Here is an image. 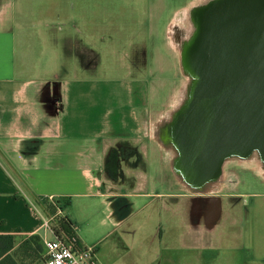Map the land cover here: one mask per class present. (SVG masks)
I'll use <instances>...</instances> for the list:
<instances>
[{"label":"crops","instance_id":"crops-1","mask_svg":"<svg viewBox=\"0 0 264 264\" xmlns=\"http://www.w3.org/2000/svg\"><path fill=\"white\" fill-rule=\"evenodd\" d=\"M102 7L0 0V237L43 244L56 204L98 264L110 250L135 264H264V224L245 241L220 225L222 200L184 209L158 190L167 181L150 142L146 57L131 50L145 37L123 35L128 18Z\"/></svg>","mask_w":264,"mask_h":264},{"label":"water","instance_id":"water-1","mask_svg":"<svg viewBox=\"0 0 264 264\" xmlns=\"http://www.w3.org/2000/svg\"><path fill=\"white\" fill-rule=\"evenodd\" d=\"M183 63L193 80L172 124L176 168L201 187L225 158H264V0H218L200 9Z\"/></svg>","mask_w":264,"mask_h":264},{"label":"rangeland","instance_id":"rangeland-1","mask_svg":"<svg viewBox=\"0 0 264 264\" xmlns=\"http://www.w3.org/2000/svg\"><path fill=\"white\" fill-rule=\"evenodd\" d=\"M102 2L104 15H118L119 19L128 18L124 22L128 21L125 28L130 30L122 31L123 35L128 38H131L129 35L132 34L145 37L144 47L135 44L131 50L137 59L141 58L143 52L146 57L145 65H140L148 71L147 78L152 96L150 142L157 150L155 156L161 160V176L167 181L165 185L157 186L158 190H174L178 206L184 209L200 207V204L204 207V195L210 196L208 201H213L214 204L222 200L226 213L220 225L234 223L235 228L242 231L243 239L251 240L252 231L259 224H264V158L259 153H253L247 160L227 158L221 167L220 176L201 187L188 184L176 168L177 165L175 166L177 153L171 143V127L175 115L186 103L193 80L184 66L183 55L197 30L198 12L202 7L196 8L192 4L193 0ZM116 6L118 8L114 11ZM136 31L139 33H133ZM148 37L150 40L147 41ZM212 207L217 210L216 205ZM233 208L237 209L236 214H233ZM149 230L143 234L142 241L145 244L151 241L147 238V235H150ZM179 231V225L174 224V241ZM11 238L13 247L1 260L11 257L16 264L41 263L43 246L37 235ZM105 260L104 264H135L129 261L130 257L125 256L123 250H110Z\"/></svg>","mask_w":264,"mask_h":264},{"label":"built area","instance_id":"built-area-1","mask_svg":"<svg viewBox=\"0 0 264 264\" xmlns=\"http://www.w3.org/2000/svg\"><path fill=\"white\" fill-rule=\"evenodd\" d=\"M60 214L56 207L52 218L43 222L52 238L43 241L41 264H98L93 247L80 246L72 232L62 231Z\"/></svg>","mask_w":264,"mask_h":264},{"label":"trees","instance_id":"trees-1","mask_svg":"<svg viewBox=\"0 0 264 264\" xmlns=\"http://www.w3.org/2000/svg\"><path fill=\"white\" fill-rule=\"evenodd\" d=\"M55 206H53L54 210L56 211V204H53ZM54 212V211H53ZM61 225L64 229V232H66L67 234H70L72 232L73 229V224L71 223V221L67 218H63L61 220ZM38 237V236H37ZM11 236L8 237H0V264H16L11 257H5L3 260L2 257L13 247V243L11 241ZM43 246V244H42ZM34 252V251H33ZM43 255V252H42ZM40 261L42 260V256L40 257Z\"/></svg>","mask_w":264,"mask_h":264},{"label":"flooded vegetation","instance_id":"flooded-vegetation-1","mask_svg":"<svg viewBox=\"0 0 264 264\" xmlns=\"http://www.w3.org/2000/svg\"><path fill=\"white\" fill-rule=\"evenodd\" d=\"M215 1H218V0H193V3L192 4H194L195 6H196V8L197 7H204V6H208V5H210L211 3H214ZM196 3V4H195ZM199 10V9H198ZM194 21V20H193ZM194 27H195V25H194ZM171 143L173 144V148H175V150H176V153H177V159H176V164H175V166L178 164V159H179V153H178V150L176 149V147H175V145H174V143H173V132H172V127H171ZM253 153H256V152H251L250 154H248L246 157H240V156H237V155H233V156H230V157H228V158H234V157H236V158H241V160H247L248 159V157L250 156V155H252ZM227 158H225L224 159V161H223V163L225 162V160H226ZM223 163H222V165H223ZM222 165H221V167H222ZM218 176H220V174L218 175ZM217 176V177H218ZM183 177V176H182ZM216 177V178H217ZM215 178V179H216ZM212 181V180H211Z\"/></svg>","mask_w":264,"mask_h":264},{"label":"bare ground","instance_id":"bare-ground-1","mask_svg":"<svg viewBox=\"0 0 264 264\" xmlns=\"http://www.w3.org/2000/svg\"><path fill=\"white\" fill-rule=\"evenodd\" d=\"M264 172V171H263Z\"/></svg>","mask_w":264,"mask_h":264}]
</instances>
